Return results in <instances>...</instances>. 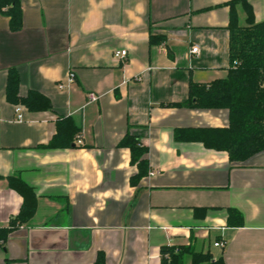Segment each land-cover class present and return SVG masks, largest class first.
I'll return each mask as SVG.
<instances>
[{
  "label": "crops",
  "instance_id": "0c3cea01",
  "mask_svg": "<svg viewBox=\"0 0 264 264\" xmlns=\"http://www.w3.org/2000/svg\"><path fill=\"white\" fill-rule=\"evenodd\" d=\"M231 1L19 0V30L0 10V227L23 202L10 176L36 197L0 264H96L99 255L102 264H161L162 246L209 255L201 264H264V150L231 162L226 151L174 138L179 128L228 125L226 109L182 103L189 80L227 74ZM247 4L264 21V0ZM234 10L245 25L242 0ZM117 49L127 50L124 60ZM11 69L19 96L39 92L52 111L6 100ZM58 116L73 119L80 144L45 147ZM126 133L147 148L148 172L134 183L138 169L119 146ZM230 209L240 226L229 223ZM191 261L185 254L183 264Z\"/></svg>",
  "mask_w": 264,
  "mask_h": 264
},
{
  "label": "trees",
  "instance_id": "16d2710c",
  "mask_svg": "<svg viewBox=\"0 0 264 264\" xmlns=\"http://www.w3.org/2000/svg\"><path fill=\"white\" fill-rule=\"evenodd\" d=\"M230 2L228 24L229 66L224 78L208 84H196L189 80L188 97L182 103L192 108L226 109L228 125L222 128H179L174 130V138L185 141H199L207 148L226 151L231 162H242L264 150V21L255 23L247 0H242L246 14V24H238L234 2ZM0 10L9 17L12 30L21 28L22 12L19 0H0ZM19 77L15 69L8 72L5 96L12 104H22L29 112L52 111L49 99L43 94L30 91L25 97L18 94ZM56 131L45 147L59 148L73 145L74 137L80 138V128L71 117H57ZM119 146L130 150V162L138 172L131 182L148 172L145 157L147 148L139 137L130 133L119 142ZM9 187L23 198L18 213L9 219L7 226L0 227V251L9 234L32 217L36 197L33 190L19 177L8 178ZM229 223L240 226L241 214L229 210ZM161 264H183L185 254H190L192 264L209 261V255L196 253L188 247L162 246ZM4 264H13L5 262ZM96 264H102L99 255Z\"/></svg>",
  "mask_w": 264,
  "mask_h": 264
},
{
  "label": "built area",
  "instance_id": "2783aa9c",
  "mask_svg": "<svg viewBox=\"0 0 264 264\" xmlns=\"http://www.w3.org/2000/svg\"><path fill=\"white\" fill-rule=\"evenodd\" d=\"M199 53V46L198 45H193L191 46L190 48V54H198ZM113 57L115 58V60H119V61H122L124 60L126 57H127V50L125 49H117L113 52ZM74 81V74L72 72H69L67 78H66V83L69 85L71 83H73ZM58 87L60 89L64 88V84L60 83L58 84ZM98 99V96L96 94H90L89 95V100L91 102H94ZM21 110V107L20 106H17L15 108V111L18 112ZM77 143L80 144L81 143V140L80 138H77ZM226 245V242L225 241H218V242H215L214 243V246H217L219 248H224Z\"/></svg>",
  "mask_w": 264,
  "mask_h": 264
}]
</instances>
